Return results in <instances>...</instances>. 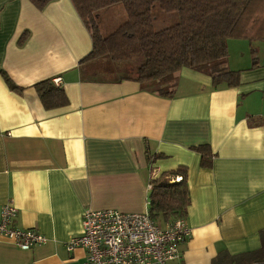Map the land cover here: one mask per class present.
I'll return each instance as SVG.
<instances>
[{"label": "crops", "instance_id": "obj_1", "mask_svg": "<svg viewBox=\"0 0 264 264\" xmlns=\"http://www.w3.org/2000/svg\"><path fill=\"white\" fill-rule=\"evenodd\" d=\"M239 40L227 39V57L239 55L213 67L239 71L237 85L213 87L209 75L182 68L174 94L163 97L120 73L85 75L80 61L91 37L71 0L42 9L0 0V208L11 202L15 226L46 238L25 250L0 237V264H81L85 250L65 245L81 234L83 210L143 212L150 177L180 165L187 168L190 236L173 264H212L220 252L257 250L264 230V41ZM1 70L21 92L9 89ZM57 77L67 103L46 108L33 85ZM199 145L209 146V168L200 166ZM154 154L161 156L148 161Z\"/></svg>", "mask_w": 264, "mask_h": 264}, {"label": "trees", "instance_id": "obj_2", "mask_svg": "<svg viewBox=\"0 0 264 264\" xmlns=\"http://www.w3.org/2000/svg\"><path fill=\"white\" fill-rule=\"evenodd\" d=\"M53 0H29L42 9ZM77 14L88 29L91 49L81 59L89 78H112L120 73L122 79H132L140 88L159 96L171 97L182 68H189L211 77L213 87L221 84L235 86L239 71H213L227 60V39L248 42L264 41V0H71ZM121 4L125 17L103 33L100 12ZM25 39L23 33L19 39ZM252 53L254 50L252 49ZM141 59L131 70H121V63ZM256 64V58L252 59ZM12 91L21 92L1 70ZM46 108L65 105L63 87L52 78L34 85ZM194 149L200 154V166L209 168L211 151L208 145ZM154 154L148 161L160 157ZM179 176L178 181L175 178ZM147 211L161 225L185 218L190 203L187 168L162 172L149 179ZM261 245L249 253L231 256L220 252L212 264H264V230L259 232Z\"/></svg>", "mask_w": 264, "mask_h": 264}, {"label": "built area", "instance_id": "obj_3", "mask_svg": "<svg viewBox=\"0 0 264 264\" xmlns=\"http://www.w3.org/2000/svg\"><path fill=\"white\" fill-rule=\"evenodd\" d=\"M53 82L59 85L60 78ZM16 212L11 202L1 206L0 237L25 250L45 242L42 233L15 226ZM81 226V234L70 237L65 245L67 250H85L81 264H173L180 256L179 244L190 236L184 218L160 225L147 209L122 212L114 208H85Z\"/></svg>", "mask_w": 264, "mask_h": 264}, {"label": "rangeland", "instance_id": "obj_4", "mask_svg": "<svg viewBox=\"0 0 264 264\" xmlns=\"http://www.w3.org/2000/svg\"><path fill=\"white\" fill-rule=\"evenodd\" d=\"M100 26L101 28H103V33H106L107 31L109 30H112L117 24L118 22H120L124 17H125V14H124V10L121 6V4H114L112 5L111 7L107 8V9H104L100 12ZM239 41H242V43H246V45H248V40H239ZM259 43V42H258ZM260 43H264V42H260ZM254 47H255V44H254ZM245 49V48H244ZM231 57L229 55V57H227V59H234V56L235 54H238V51L234 50L233 52L231 51ZM260 53H261V49H260ZM252 55V58L255 57L256 58V61L258 60V56H256L254 53H251ZM251 56H250V61L249 62H252V59H251ZM141 59H134L132 62L128 63V62H123L121 63L120 67H121V70H131L132 69V66H135L137 65V63L140 61ZM260 60H262V56L260 57ZM160 224V223H159ZM161 225V224H160Z\"/></svg>", "mask_w": 264, "mask_h": 264}]
</instances>
